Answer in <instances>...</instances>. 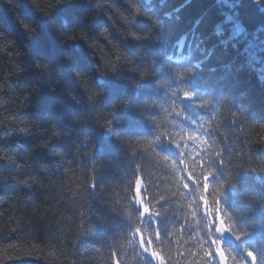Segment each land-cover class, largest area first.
<instances>
[{"label":"trees","instance_id":"1","mask_svg":"<svg viewBox=\"0 0 264 264\" xmlns=\"http://www.w3.org/2000/svg\"><path fill=\"white\" fill-rule=\"evenodd\" d=\"M193 93L226 144L170 128ZM172 161L207 183L185 191ZM216 209L264 264V0H0V264H218Z\"/></svg>","mask_w":264,"mask_h":264},{"label":"bare ground","instance_id":"2","mask_svg":"<svg viewBox=\"0 0 264 264\" xmlns=\"http://www.w3.org/2000/svg\"><path fill=\"white\" fill-rule=\"evenodd\" d=\"M221 3L222 2H224V0H219ZM228 1H230V0H227V2ZM161 3H162V1H161ZM223 7H226L227 5H222ZM233 9L235 10V8L233 7ZM191 39L189 38V35H187V34H182V35H180L178 38H176V41H174L173 42V46L176 48L175 50H173V51H171L172 53H175L174 51H177L178 52V54L181 52V50L186 46V45H191L192 46V44L191 43H188V41H190ZM191 42V41H190ZM220 44L221 45H223L224 47H225V49L227 48H229V47H227L225 44H224V42H220ZM214 47H217L218 46V43H216V44H214L213 45ZM232 46V45H231ZM186 48V47H185ZM190 48H192V47H190ZM230 48H232L231 49V51H233V54L236 56V55H238L239 56V51L237 50V49H234L233 47H230ZM173 55V54H172ZM246 56L248 55L247 53L245 54ZM211 57V56H210ZM213 57H211L210 59H212ZM243 60H244V63H245V61L246 60H248V58H242ZM227 64H229V63H227ZM200 66V64H197V63H193L192 65H191V67H198L199 69L201 68V67H199ZM229 68H230V70H231V68L232 67H234V69H237V70H241L239 67H237V66H235V65H229L228 66ZM227 67V68H228ZM224 69V68H223ZM212 71V73H214L215 75H216V78L218 79V80H223L229 73L227 72L228 70H223V71H218L217 69H212L211 70ZM242 71V70H241ZM200 73L202 74V75H204V76H206V72H204V71H200ZM212 76H214L213 74H211ZM212 76H210V79H214V77H212ZM207 77H208V75H207ZM205 90V91H204ZM203 91L206 93V91L208 92V90H206V89H204ZM201 95H203V94H201ZM191 96V100H190V102L186 105V107L188 108V111H185V114L184 115H182V117H180V115L178 114L177 116H173V118H174V120L173 121H175L174 122V124L171 126L170 125V128H173L174 126H176L177 125V121L178 120H180L181 119V124H184V125H187L188 127L187 128H181L179 131H181V130H186L187 132H186V135H189L188 136V139L189 140H191L192 139V135H194V134H196V133H198V132H200L201 131V128L202 129H204V130H206L207 129V131L209 132V134L211 135V140H212V142H213V145L214 146H216L215 144H217V146H222L223 144H226V142L224 141V140H226V138L227 137H225L224 135H223V133H224V131H225V127H224V125H219L218 124V122L220 121H216V119L215 118H213L212 117V119L210 118H208V117H206L205 119H204V117H202V119H200L199 118V116H196V114L197 113H199V111L196 113L195 112V110H191V111H189V107H190V109L192 108V109H194V108H196V104H195V106H194V101H193V98L194 99H196V100H198L199 99V97H204V98H206L207 100H208V104H210L211 103V99H210V97L209 98H207L208 97V95L207 96H205V95H203V96H198L197 94H195V93H193L192 95H190ZM196 102V101H195ZM208 108H210V109H208V110H213V108L214 107H212V105H208L207 106ZM197 110V109H196ZM184 112V111H183ZM196 117L198 118V119H196ZM209 124V125H208ZM210 125H211V127H210ZM172 129H170L169 131H171ZM178 130H176V133L178 132ZM227 146V145H226ZM229 146V145H228ZM167 147H165L164 146V149H166ZM212 152L213 153H215L213 150H212ZM207 154H209V153H207ZM209 163V162H208ZM210 164V163H209ZM211 165V164H210ZM199 166H201V164L199 165ZM204 167V168H203ZM190 168H192L191 166H190ZM207 169H206V167L205 166H201L200 167V169H199V174L198 175H200V174H203L205 171H206ZM207 187V188H206ZM205 188H203L204 189V192H206V193H209V194H211V193H213V191H214V189H213V187L212 186H210V185H207ZM212 212H217V214H214V216H212V217H205L204 218V220L203 221H205V220H207V219H212V218H215V222H214V220H212V221H210V220H207L208 221V223H214V228H216L220 223H221V217H223V219L225 218V216H223V213H222V210H219V209H216V210H212ZM222 221H224V220H222ZM253 238H254V236H253ZM235 239H236V241H239L236 237H235ZM254 244L255 245H257L256 244V242H254ZM179 263H182V262H179Z\"/></svg>","mask_w":264,"mask_h":264},{"label":"snow or ice","instance_id":"3","mask_svg":"<svg viewBox=\"0 0 264 264\" xmlns=\"http://www.w3.org/2000/svg\"><path fill=\"white\" fill-rule=\"evenodd\" d=\"M91 99V97H89ZM175 146L180 150L182 151L184 145H182L181 143H175ZM164 161L165 162H168L169 161V158L167 156H164L163 157ZM172 164L174 166L173 170H179V181H180V185L182 186V188L185 190V191H188L190 189V185L187 181H192L193 184L195 183L197 186H200L201 188L203 187V184L207 183V180L209 179V177L205 176L203 178V180H201L200 178H198L197 176H195V173L191 171V168H189L187 171H184L182 170V168H179V165L177 162H173L172 161ZM185 172H187V176H185ZM147 190V187H146V182L144 180V177L143 175H136L135 178H134V181H133V202L136 203L141 211L139 213V215L141 217H144V216H147V215H159V212L156 211L154 212L152 210V203L150 202H146L145 201V198H144V193L146 192ZM163 200V197L161 198V201ZM201 203L203 205H205V210L207 211V205L205 204V198H202L201 199ZM194 215V213H193ZM223 220V217H221V221ZM214 222H215V218H214ZM220 226V231L223 232V231H229L231 229V227L229 225H227L226 223H223L221 222L219 224ZM140 235V242L142 245H144L145 243L147 244H151L152 243V240L149 239L147 241L144 240L143 238V234H142V230L141 229H136V231L134 232V235ZM159 233L157 232L156 233V236L157 238L159 237ZM145 252H148V248L147 247H144L143 249ZM150 255L159 260L160 261V264H165V259L161 256V254L159 252H156V251H152L150 253ZM208 259L212 260L213 259V256H212V252L209 251L208 252ZM221 259L224 260V264H227V255L225 254V252L223 251L221 253Z\"/></svg>","mask_w":264,"mask_h":264},{"label":"water","instance_id":"4","mask_svg":"<svg viewBox=\"0 0 264 264\" xmlns=\"http://www.w3.org/2000/svg\"><path fill=\"white\" fill-rule=\"evenodd\" d=\"M224 234L225 233L221 232V235H224ZM220 262H221V264H224V260H222L221 257H220Z\"/></svg>","mask_w":264,"mask_h":264}]
</instances>
